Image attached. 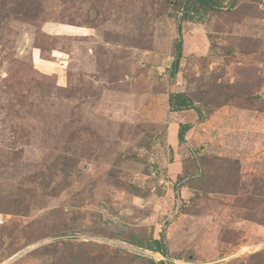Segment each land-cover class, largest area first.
I'll return each mask as SVG.
<instances>
[{
  "label": "rangeland",
  "instance_id": "rangeland-1",
  "mask_svg": "<svg viewBox=\"0 0 264 264\" xmlns=\"http://www.w3.org/2000/svg\"><path fill=\"white\" fill-rule=\"evenodd\" d=\"M175 1L0 0V264H264V0Z\"/></svg>",
  "mask_w": 264,
  "mask_h": 264
},
{
  "label": "trees",
  "instance_id": "trees-1",
  "mask_svg": "<svg viewBox=\"0 0 264 264\" xmlns=\"http://www.w3.org/2000/svg\"><path fill=\"white\" fill-rule=\"evenodd\" d=\"M173 6L182 12L180 19L186 22H192L195 19V16L199 13L207 14V13H221L222 7L219 1L217 0H176L173 3ZM177 32L180 36V26H178ZM179 44H176V57L175 61L172 64L170 71V78H174L179 69V60L181 57V49L179 48ZM168 106L172 112H182L186 110H193L197 115V120L202 122L203 116L198 107H196L193 101L182 92L172 91L168 94ZM191 129L190 124H182L178 128L177 132V140L178 143L184 142V136ZM149 244H144L142 241L140 246H145V248L149 251L159 253L161 256H167V250L165 247V243L162 239H150ZM133 243H138V241H134ZM158 264H164L163 261H160Z\"/></svg>",
  "mask_w": 264,
  "mask_h": 264
},
{
  "label": "bare ground",
  "instance_id": "bare-ground-1",
  "mask_svg": "<svg viewBox=\"0 0 264 264\" xmlns=\"http://www.w3.org/2000/svg\"><path fill=\"white\" fill-rule=\"evenodd\" d=\"M59 28H60V27H59ZM65 28H66V27H65ZM78 29H79V28H78ZM69 30H70V28H69ZM73 30H74V29H73ZM62 31H63V30H62ZM66 31H67V30H66ZM73 32H74V31H73ZM62 33H63V32H62ZM70 33H71V32H70ZM85 33H86V31H85ZM63 34H64V33H63ZM79 34H81V33H79ZM79 34H78V35H79ZM75 35H76V34H75ZM84 35H85V34H84Z\"/></svg>",
  "mask_w": 264,
  "mask_h": 264
},
{
  "label": "crops",
  "instance_id": "crops-1",
  "mask_svg": "<svg viewBox=\"0 0 264 264\" xmlns=\"http://www.w3.org/2000/svg\"><path fill=\"white\" fill-rule=\"evenodd\" d=\"M39 60V59H38Z\"/></svg>",
  "mask_w": 264,
  "mask_h": 264
}]
</instances>
